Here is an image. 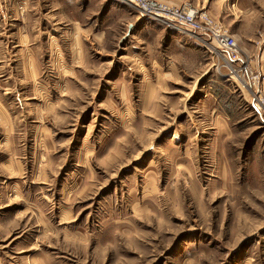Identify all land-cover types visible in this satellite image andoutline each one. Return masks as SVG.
Returning a JSON list of instances; mask_svg holds the SVG:
<instances>
[{
  "label": "rangeland",
  "instance_id": "obj_1",
  "mask_svg": "<svg viewBox=\"0 0 264 264\" xmlns=\"http://www.w3.org/2000/svg\"><path fill=\"white\" fill-rule=\"evenodd\" d=\"M205 10L264 95V0ZM206 47L118 0H0V264H264V115Z\"/></svg>",
  "mask_w": 264,
  "mask_h": 264
},
{
  "label": "built area",
  "instance_id": "obj_2",
  "mask_svg": "<svg viewBox=\"0 0 264 264\" xmlns=\"http://www.w3.org/2000/svg\"><path fill=\"white\" fill-rule=\"evenodd\" d=\"M132 7L137 13L179 34L187 35L206 47H215L218 57L229 64L230 74L241 87L253 96V104L264 115V95L257 93L259 78L249 75L248 66L241 58V50L235 37L205 10L185 3L166 6L157 0H118Z\"/></svg>",
  "mask_w": 264,
  "mask_h": 264
}]
</instances>
